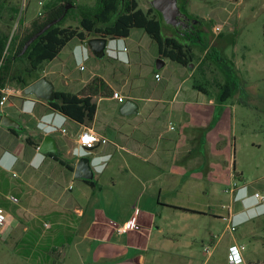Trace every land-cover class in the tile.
I'll return each instance as SVG.
<instances>
[{"label": "rangeland", "instance_id": "obj_1", "mask_svg": "<svg viewBox=\"0 0 264 264\" xmlns=\"http://www.w3.org/2000/svg\"><path fill=\"white\" fill-rule=\"evenodd\" d=\"M180 1L191 18L195 15L201 23H193L180 31L162 24V33L187 41V32L196 39L190 42L194 55L188 62L189 65L182 66L159 56L156 42L144 29L133 27L126 37V47L120 40L115 44L108 42L110 58L91 55L88 60H84V56L78 58L75 53L77 58L73 60V57L67 54L68 51L73 45L82 44L74 39L63 47L54 59L43 62L35 75L43 74L52 81L55 89L71 92H77L87 79L93 76L101 77L112 95L93 97L97 103L96 124L106 125L104 133L113 142L109 144L112 147V160L124 158L126 161L123 169H120L118 164L114 165L117 178L123 176L121 171L125 173L141 165L157 168L158 163L140 162L132 152L135 151L141 156H156L162 153V172L181 171L187 182L191 181L190 185L197 187V195L202 199L199 201V204L202 202L200 207L208 212L207 216H197L193 220L190 217L184 219L176 213L169 215L180 227L186 225L185 232H195L191 237H171L179 240L178 243L174 240L173 245H184L180 250L184 252L185 257H176L175 262L226 264L229 246L233 244L244 246L243 259L239 264L262 262L264 215L256 217L255 212L254 217L238 223L233 230L227 216L230 207L231 212L236 209L231 201L234 188L245 184L247 191L255 190L262 194L264 187V0ZM37 2L38 0H26L24 9L19 13L20 0H0V29L9 35L6 55L13 51L10 39L21 29L20 19H23L25 25L41 10ZM74 2L93 5L95 0ZM137 2L144 10L150 7V0ZM14 7L18 9L17 13L12 12ZM10 15H13V18H10ZM15 23L16 28L12 32ZM62 25H77L73 13ZM205 43L207 47L203 46ZM211 47L219 48L223 53L220 57L229 58L234 62L231 75L236 88L221 102L217 101L218 84L225 81L228 68L220 60L215 61L210 56L204 58ZM116 49L126 51L124 60L113 58L118 55ZM217 53L219 54V51ZM158 57L163 58L164 64L156 68ZM19 68H22L19 62L14 61L7 83L3 87V93L9 99L1 106L3 110L10 106V100L13 98L22 99L27 96L20 84L10 79V75L16 73ZM194 84L200 85L204 90L194 87ZM114 92L122 96L123 102L127 98L134 100L138 104V112L122 114L119 107L123 102L112 97ZM41 101L45 102L43 99ZM34 113L35 111L33 115ZM12 117L21 124V128L16 129L19 138L33 137L37 141L40 140L41 134L48 130V134L57 144L56 156L64 163L47 157L44 164L30 171L32 184L36 188L35 194L34 188L29 184L30 179L27 178L29 182L24 181L25 177L19 173L17 176H11L12 178L8 177L5 172L9 173L10 168L3 171L0 166V200L6 194L18 190L19 180L33 189L27 196L20 197L25 205L20 202L19 197L15 207L11 203L3 205L8 211L7 220L12 217L16 219L10 229L0 232V264H35L17 253V241L29 227V222L42 214L54 209L70 212L63 208V203L69 202L68 194L74 189L66 188L67 179H70L71 174L66 164H70L74 169L76 157L78 159L87 155V151L82 149L80 155L74 153L73 145L76 144L71 142V139L74 140L76 136L72 120L63 125L65 131L61 132L59 129L41 126L34 129L27 124V118ZM130 137L142 140L146 146L141 148V151L134 148ZM98 175L94 173L95 181L99 178ZM71 179L77 185L81 181L73 176ZM247 206L254 207L255 203L251 202ZM61 218L68 219L69 216L63 213ZM49 226V221L42 225L44 230ZM209 237L213 241H210ZM186 241L190 244L187 245ZM207 244L209 253L204 248ZM191 251L193 254L190 255ZM61 255L62 246L57 248L52 260L47 264H59Z\"/></svg>", "mask_w": 264, "mask_h": 264}, {"label": "crops", "instance_id": "obj_2", "mask_svg": "<svg viewBox=\"0 0 264 264\" xmlns=\"http://www.w3.org/2000/svg\"><path fill=\"white\" fill-rule=\"evenodd\" d=\"M126 39H120L124 46ZM75 53L78 58H81L82 55L85 56V48L73 45L67 54L76 60ZM126 55V51L120 50L117 57L113 58L122 61ZM1 106L0 113H6L11 117L12 115L25 117L27 124L34 129L40 128V126L53 129L50 124L46 123L47 121L53 120L55 123H59L64 120L61 115L51 111L44 101L37 99L32 94L24 96L22 99L13 98L10 100V106L5 110ZM30 108H32L31 112L26 111ZM96 117L97 106L94 119L90 122L91 125L80 124L72 120L75 124L74 135L76 136L74 140L71 139V142L76 144L73 145L74 153L81 154L83 148L77 143V136L85 128L92 129L99 136L106 138L107 142L98 144L93 150L85 149L87 155H90L91 164L96 166H94V173L99 174L96 181L92 179L93 186L82 179L78 185L73 183L71 179L73 168L70 179L69 177L67 179L66 188L74 189L68 194L69 202H64L63 208L75 213L76 222L71 224L74 228L72 241L62 246L59 264H180V261L178 263L174 259L185 257L184 252L180 250L184 245H173L175 241L178 243L179 240L171 237L175 235L191 237L195 232H185L186 225L180 227L169 218V215L176 213L183 218L190 217L193 220L197 216H207L208 212L200 207L202 202L199 204V201L202 199L197 195V187L191 186V181L188 183L186 176L181 171L162 172V153L156 156L151 154L141 156L135 151L132 152V155L136 156L140 162L158 163L157 168L151 167L152 165H141L138 168L127 170L125 173L121 171L123 176L120 179L117 178L114 165L118 164V167L123 169V164H126V161L124 158L118 159V161L112 160V147L109 144H113V142L104 133L106 125L97 126ZM70 120L67 118L62 124L64 125ZM48 133L49 131L45 130L41 134L40 140L37 141L33 137L28 138L39 145L43 136ZM130 141L134 148L140 151L146 146L140 139L130 137ZM38 145L26 143L25 138H19L7 127L0 125V166L3 167V171L10 168L16 173V176L18 173L23 175L24 181L29 182L28 179H30L29 184L34 188V194L36 188L32 184L30 171L44 164L47 157L52 158L47 153L39 152ZM76 159L75 161H77ZM40 160V165L36 167L35 164ZM66 167H70V164H66ZM5 173L8 177L12 176L8 171ZM100 178H102L101 182ZM238 187L237 192L231 197L237 210L235 209L231 213L229 211L228 214L233 216L234 222L240 223L254 217L255 212L261 209H258L257 206L256 208L247 206L251 202L256 204L257 198L252 195L255 190L247 191L248 187L245 184ZM262 193H264V187ZM172 205L196 209L201 213L185 211ZM126 210L128 212L124 213L123 211ZM262 215L264 213L256 215V217ZM14 219L16 218L12 217L7 220L4 230L10 229L15 224ZM130 224L131 226H129ZM211 237H209L210 241ZM186 242L187 245L190 244L189 241ZM191 254H193L192 251ZM187 257L189 258V256Z\"/></svg>", "mask_w": 264, "mask_h": 264}, {"label": "trees", "instance_id": "obj_3", "mask_svg": "<svg viewBox=\"0 0 264 264\" xmlns=\"http://www.w3.org/2000/svg\"><path fill=\"white\" fill-rule=\"evenodd\" d=\"M67 3H71V7L66 11L64 16L56 24L38 35L28 45L26 50L20 53L25 41L50 20L60 16ZM75 4L74 0H46L40 13H37L28 23L24 25L23 19H20L21 29L10 39L13 44V51L5 56L0 67V88L5 87L14 61H18L22 68H19L13 75L11 74L10 79L19 83L21 89H23L27 84L40 76L35 75V72L41 68L42 63L54 59L70 41L76 39L82 43L86 39V35L104 36L115 40L123 39L129 35L130 29L133 27L144 29L150 38L156 42L159 56L175 61L182 66L189 65L188 62L193 58L194 54L190 42H194L196 39L189 36L190 34L187 32H185L187 41L182 40L180 37L164 35L162 33L163 25L160 15L151 6L144 10L138 6L137 0H95L93 5ZM73 6H75V9H73ZM1 9L2 6L0 5V17ZM183 9L185 10L184 7ZM17 10L15 7L12 8L13 13H17ZM72 13L77 20V25L63 26L64 20ZM10 18H13V15H10ZM192 19L198 24L201 23L195 15H192ZM8 39V32L0 29V58L5 50ZM203 46L207 47V43ZM218 51L219 54L217 53ZM222 54L219 48L211 47L204 56V58H209L210 56L215 61L220 60L228 68L226 69L227 77L225 81L218 84V102L225 101L236 88L231 75V71L234 69V62L229 58L220 57ZM95 79L99 80L100 83L95 82L93 90L90 93L84 92L83 89L77 92L56 90L54 93L55 99L53 101H45L47 107L51 111L59 112L77 123L84 125L90 123L94 119L97 106L92 95L99 94L104 97L112 95L100 77H96ZM194 87L204 90L200 85L194 84ZM98 90H101V93ZM8 129L17 134L16 129L11 127ZM25 141L34 146L38 145V143L32 142L28 137L25 138ZM47 155L64 164L57 158L56 153H47ZM68 168L72 170L71 167ZM83 181L92 186L94 185L93 180ZM18 184V190L11 194L17 198L19 197V200H21L20 197L27 196L33 189L21 180L18 181ZM20 202L25 205L23 200ZM8 203L13 204V207L17 204L9 202L5 197H2L0 200V206H6ZM172 206L185 211L201 213V211L196 209ZM63 213L68 215L69 218H61ZM46 221L50 222V226L44 230L42 225ZM75 222L76 215L74 212L52 210L42 214L34 221L29 222V227L17 241V253L32 263L47 264L52 260L53 253L57 251L58 247L72 241L74 228L71 224ZM248 264H264V259L262 262L253 261Z\"/></svg>", "mask_w": 264, "mask_h": 264}, {"label": "water", "instance_id": "obj_4", "mask_svg": "<svg viewBox=\"0 0 264 264\" xmlns=\"http://www.w3.org/2000/svg\"><path fill=\"white\" fill-rule=\"evenodd\" d=\"M150 6L160 14L163 25L176 31L183 30L189 27V25L196 23L194 19L189 18L183 11L180 0H150ZM69 7H71V3L65 5L64 11L60 16L50 20L41 29L31 35L23 44L20 53H23L38 35L50 26L56 24L64 16ZM108 42H110V40L104 36L90 37L86 41L93 55L97 58H102L105 55L106 49L108 48ZM163 64V58L158 57L156 59V68L161 67ZM22 91L24 94H32L36 98L45 101H53L55 99L54 84L52 81L48 80L45 75H42L27 84ZM137 110L138 104L130 98H127L119 107V111L124 115L136 113ZM0 125L14 129L21 128V124L6 113H0ZM38 151L41 153H55L57 151L55 139L50 134L44 135L38 145ZM73 176L82 180L93 179L94 169L91 164V159L88 156L82 155L77 159L73 169Z\"/></svg>", "mask_w": 264, "mask_h": 264}, {"label": "built area", "instance_id": "obj_5", "mask_svg": "<svg viewBox=\"0 0 264 264\" xmlns=\"http://www.w3.org/2000/svg\"><path fill=\"white\" fill-rule=\"evenodd\" d=\"M45 1L46 0H38L37 3L39 6V9L42 8ZM20 4H21V7H20L19 13L24 9V6L26 4V0H20ZM37 13H40V11H38ZM15 28H16V23L13 27L12 32L15 30ZM109 40H110V42L112 41L115 44L120 39H118V40L109 39ZM6 50H7V45H6L5 50H4V52L0 58V67L3 63L5 56H6V53H7ZM113 50H115V49H113ZM116 50H117V52L120 51L118 49H116ZM0 92L2 93L0 96V106H1L7 100V95L5 93H3L4 92L3 88H0ZM112 97L118 99L121 102H123V100H124L118 92H114ZM56 113H58V112H56ZM58 115H61L63 119L67 118L65 115H62L60 113H58ZM46 123L50 124L53 127V129H59L61 132L65 131L63 124H62L63 121H61L59 123H55L53 120H51V121L49 120ZM106 142H107L106 138L99 136L95 131H93L90 128L83 129L82 131H80L78 133V136H77V143L79 144L80 147H82L83 149H86V150H93V149H95V147L98 144H104ZM94 166L95 165H92L93 169L96 167V166L95 167ZM9 173H11L12 177L16 176V173L14 171H12L11 169H10ZM237 189H239V187H236L232 190L234 194L237 192ZM252 195L254 197H256L257 200L258 199H260V201L264 200V195L260 194L258 191H255ZM234 197H235V195H234ZM5 198L9 202L18 203V198L11 193L6 194ZM229 211L231 213V207H230ZM7 216H8V211L6 210V208L3 206H0V232L2 230H4V228H6ZM227 219L230 221L231 229L232 230L235 229L238 222L233 221V216L231 214H228ZM129 226H131V224ZM204 248L208 251V253L210 252L209 251V244L205 245ZM243 249H244L243 245H236V244L230 245L229 249H228V256H227L226 264H239V263H241L242 259H243L242 258Z\"/></svg>", "mask_w": 264, "mask_h": 264}, {"label": "flooded vegetation", "instance_id": "obj_6", "mask_svg": "<svg viewBox=\"0 0 264 264\" xmlns=\"http://www.w3.org/2000/svg\"><path fill=\"white\" fill-rule=\"evenodd\" d=\"M180 4H181V8L183 9V7H182V2L180 1ZM183 11L188 15V17L189 18H191L190 17V15L183 9ZM160 15V14H159ZM160 18H161V16H160ZM87 37H86V39L84 40V42H82V44L84 45V48H85V53H84V55H85V57H84V60H88L89 58H90V56L91 55H93V53H92V51L90 50V48L88 47V45H87V43H86V41H87V39L88 38H90V37H94V36H97V35H86ZM108 50H109V48H107L106 49V53H105V55L104 56H107V57H109L110 55H109V53H108ZM94 56V55H93ZM103 56V57H104ZM110 58V57H109ZM83 60V61H84ZM83 66H81V68H82ZM43 74H41L40 76H42ZM39 76V77H40ZM97 76H93V77H91L90 79H87L86 81H84L81 85H80V88H79V90H81V89H83V91L84 92H86V93H90L92 90H93V85H94V83L96 82V83H100V81L99 80H96L95 78H96ZM101 78V77H100ZM56 90H58V89H55L54 88V93H55V91ZM78 90V91H79ZM101 90H98V92H100ZM93 97H98V96H100L99 94H93L92 95Z\"/></svg>", "mask_w": 264, "mask_h": 264}, {"label": "clouds", "instance_id": "obj_7", "mask_svg": "<svg viewBox=\"0 0 264 264\" xmlns=\"http://www.w3.org/2000/svg\"><path fill=\"white\" fill-rule=\"evenodd\" d=\"M77 46H82V47H84L83 44H78ZM82 57H83V55H82ZM84 57H85V56H84ZM83 59H84V58H83ZM26 111L31 112V111H32V108H30V109H28V110H26ZM50 113H54V112H50ZM58 113H59V112H58ZM58 113H56V114H58ZM66 119H67V118H64V120H66ZM64 120H63V121H64ZM41 160H42V159H41ZM41 160H40L38 163L35 164L36 167H38V166L40 165ZM262 194L264 195V193H262ZM242 198H244V197H242ZM255 206H257L258 209H259V208L261 209L260 211L257 212L256 215H259V214H261V213H264V202H263V201L257 200Z\"/></svg>", "mask_w": 264, "mask_h": 264}]
</instances>
